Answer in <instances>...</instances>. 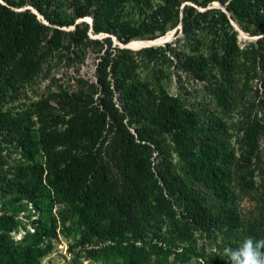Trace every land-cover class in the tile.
Segmentation results:
<instances>
[{"label": "trees", "instance_id": "16d2710c", "mask_svg": "<svg viewBox=\"0 0 264 264\" xmlns=\"http://www.w3.org/2000/svg\"><path fill=\"white\" fill-rule=\"evenodd\" d=\"M29 1L39 11H43L44 4L48 6L50 3V0ZM187 1L199 3V0H157L153 9L149 6L139 8V13L149 20L152 27L149 39L157 38L167 27L174 28L178 23L186 33ZM209 1L202 0L201 3ZM218 1L234 20L254 26L255 30L250 34L259 35L254 44H262L240 52L232 38L229 48L221 56L224 58L221 62L223 73L229 80L215 85L214 96L218 105L226 107L229 105L228 89L232 85L234 70L239 65L243 66L239 59L243 57L245 65L256 63L264 69V0ZM87 2L89 11L87 6L76 5L73 8L74 18L90 14V31L97 32L102 26L95 10L90 8L91 0ZM213 12L216 15L206 21V26L218 39L217 21L227 19L225 13L218 9ZM103 13L108 19H113L115 14L111 6L105 8L102 16ZM47 20L53 23L50 16ZM58 23L61 26V22ZM71 24V30L41 25L28 8L16 12L0 3V193L14 195L7 200L12 205V212L5 209L0 212V264H39L49 251L50 244L46 239L52 235L51 227L40 217L31 220L32 230H26L19 240H13L9 235L19 225L16 212L22 209L21 200H25V208L28 205L31 209L41 210L46 199L44 186L52 192L53 199L73 205L77 216L93 235H103L101 231L104 230L96 221V216L104 209L106 201L119 216L123 215L128 230H134L143 214L146 216L160 211L168 196L176 193L183 201L187 216L193 222L204 221L206 208L203 196L198 195L193 182L205 187L216 184L220 189L218 195L223 201L227 200L229 191L223 182L224 173L214 162L216 156L223 152L208 134L199 137L196 148L187 149L185 154L191 185L184 183L161 161L158 160L155 167L150 164L145 148L153 142L146 121L155 122L160 128L172 132L175 138L187 135L190 123L187 119L189 115L178 110L175 98L150 87L149 80L141 77L138 61L133 55L141 51L154 52L155 49L149 47L132 51L114 44L108 35L91 37L85 21L75 22L73 19ZM41 27L53 33L41 32ZM129 40L125 38L123 42ZM165 46L159 49L163 56L176 54L175 47L170 43ZM19 52L24 56H17ZM53 52L59 54L60 59H70L76 64L77 71L79 62L91 54L94 59L93 78L85 79L77 75L66 87L58 85L56 93L48 94L51 96L41 95L42 98L23 107L24 102L19 104L17 101L25 99L26 91L22 83L28 73L15 71L12 67L35 66L39 58L55 55ZM221 58L213 56L210 62L220 63ZM199 64L204 69L208 67L205 61ZM197 67L199 74L204 72L203 67ZM46 98L55 99L65 111L62 116L56 115L60 119L58 124L47 119L46 108L49 105ZM31 113L35 114L34 123L38 125L37 144L34 142ZM130 125H134L133 132ZM223 129L217 122L210 127L213 132ZM95 145L94 151L97 152L94 153L103 151V156L86 162V156H81L82 150ZM37 148L44 157V167L35 158ZM112 167L116 173L113 176L109 170ZM252 183L246 186L252 187ZM113 186L117 189L114 190ZM131 249L130 259L134 264L140 260V255L135 252L141 251L135 246Z\"/></svg>", "mask_w": 264, "mask_h": 264}, {"label": "rangeland", "instance_id": "374dc122", "mask_svg": "<svg viewBox=\"0 0 264 264\" xmlns=\"http://www.w3.org/2000/svg\"><path fill=\"white\" fill-rule=\"evenodd\" d=\"M11 1L18 4L7 3L5 0H0V3L16 12L28 8L41 25L71 30L73 19H83L88 24V34L91 37L108 35L114 44L132 51L149 47L155 49L154 52L141 51L133 55L138 61L141 77L149 80L150 87L175 98L178 110L189 115L187 119L190 123L187 135L175 138L172 132L160 128L155 122L146 121L153 142L145 148L151 166L155 167L159 160L169 166L184 183L191 185L192 181L186 172L185 154L187 149L196 148L199 137L208 134L209 139L216 140V146L223 152L216 156L214 162L223 171L225 181H222L229 191L227 200L223 201L218 195L220 189L216 184L205 187L193 182L198 195L203 196L206 208L204 221L193 222L176 193L168 196L160 211L146 216L143 214L134 230H128L123 222V215L119 216L108 206L109 201H106L104 209L96 216V221L104 230L101 231L103 235H93L77 216L75 207L53 199L52 192L44 186L46 199L41 210L31 209L28 205L25 208V200L20 201L22 209L16 212L19 225L9 233L13 240H19L26 230L31 231V220L35 221L40 217L43 223L51 227L52 235L46 239L50 244L49 251L39 264H132V246L141 251L135 252L140 255V260L134 264H229L225 249L238 247L248 236L264 238V69L259 68L256 63L245 65L242 57L239 63L243 66L238 64L239 67L234 70L232 85L228 89L229 105H218L214 96L217 88L215 85L225 84L229 80L223 73L221 62L224 58L221 56L229 48L232 38L240 52L262 46L254 44L259 35L250 34L255 30L254 26L234 20L218 0L208 3H201L202 0L199 3L187 1L186 33L178 23L174 28L167 27L157 37L168 35L159 45L147 46L142 43L153 40L149 39L152 27L149 20L139 13V8L149 6L153 9L157 0H112L111 3L106 0H91L90 8L95 10L102 26L97 32L90 31V14L74 18L73 8L76 5L87 6L89 11L87 0H50L48 6L43 5V11H39L29 0H24L23 3H19L21 0ZM109 6L115 12L113 19H108L104 13L102 16V12ZM208 9L211 11L207 12ZM214 9L225 13L227 19L217 21L218 39L206 26V21L216 15ZM47 16H50L53 23L47 20ZM59 21L61 26L58 25ZM175 28L176 34L173 33ZM39 29L41 32L53 33L43 27ZM125 38L130 40L124 43ZM166 43L175 47L176 54H161L159 49L165 48ZM247 44L250 45L246 46ZM53 54L55 55L39 58L35 66L12 67L15 71L28 73L22 83L26 91L25 99L17 101L19 104L24 102L23 107L44 95L51 96L48 94L56 93L58 85L66 87L77 75L85 79L93 78L94 59L91 54H87L79 62L78 71L76 64L70 59H60L59 54ZM17 56L21 58L24 53L19 52ZM213 56L221 58L220 63L211 64L210 58ZM200 61H205L209 68L204 69L199 64ZM197 66L203 67L204 72L199 74ZM47 100V119L53 124L59 123L60 119L56 115L62 116L65 111L55 99ZM31 120L35 133L34 142L37 144L38 125L34 123V113H31ZM215 122L224 129L210 131ZM133 126L129 127L131 132ZM96 147L97 145L89 149L87 146L82 150L81 156H86V162L94 158L99 160L103 156V151L94 153L97 152L94 151ZM35 158L44 167V157L39 148ZM3 166L7 167L6 164ZM109 170L111 176L116 174L113 167ZM44 175L43 170V179ZM249 183H252V187L246 186ZM113 189L116 190L117 186H113ZM13 196L0 193V212L3 209L12 212V205L7 200Z\"/></svg>", "mask_w": 264, "mask_h": 264}, {"label": "clouds", "instance_id": "9594fccd", "mask_svg": "<svg viewBox=\"0 0 264 264\" xmlns=\"http://www.w3.org/2000/svg\"><path fill=\"white\" fill-rule=\"evenodd\" d=\"M229 264H264V238L245 237L236 248L225 249Z\"/></svg>", "mask_w": 264, "mask_h": 264}, {"label": "bare ground", "instance_id": "6f19581e", "mask_svg": "<svg viewBox=\"0 0 264 264\" xmlns=\"http://www.w3.org/2000/svg\"><path fill=\"white\" fill-rule=\"evenodd\" d=\"M168 37V35H166V36H161V37H159V38H155V39H153V40H149V41H145V42H143L142 44H145V45H151V44H153V45H156V44H160L161 42H163L166 38ZM139 45V44H138Z\"/></svg>", "mask_w": 264, "mask_h": 264}, {"label": "water", "instance_id": "95a60500", "mask_svg": "<svg viewBox=\"0 0 264 264\" xmlns=\"http://www.w3.org/2000/svg\"><path fill=\"white\" fill-rule=\"evenodd\" d=\"M79 21H83V19H80V20H77V21H75V22H79ZM73 28V27H72ZM175 30H176V28L173 30V33L175 32ZM167 41V40H166ZM151 45H153V44H151ZM157 45H159V44H157ZM148 46H150V45H148Z\"/></svg>", "mask_w": 264, "mask_h": 264}]
</instances>
